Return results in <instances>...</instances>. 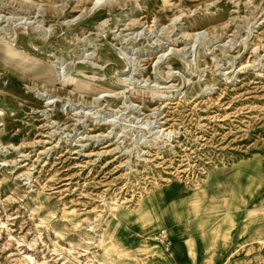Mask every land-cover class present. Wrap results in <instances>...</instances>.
Wrapping results in <instances>:
<instances>
[{"label": "rangeland", "instance_id": "obj_1", "mask_svg": "<svg viewBox=\"0 0 264 264\" xmlns=\"http://www.w3.org/2000/svg\"><path fill=\"white\" fill-rule=\"evenodd\" d=\"M95 1L0 0V264H264V0Z\"/></svg>", "mask_w": 264, "mask_h": 264}, {"label": "crops", "instance_id": "obj_2", "mask_svg": "<svg viewBox=\"0 0 264 264\" xmlns=\"http://www.w3.org/2000/svg\"><path fill=\"white\" fill-rule=\"evenodd\" d=\"M238 194V193H237ZM244 198H245V196H243ZM240 207V206H239ZM236 209H238V208H236ZM251 232V231H250ZM255 233H258V230H256V232ZM203 234V233H202ZM236 238L237 239H242L243 238V236H242V234H239V235H237L236 236ZM246 241H248V243H249V245H250V243L252 244V237H251V233H250V238L248 239V240H246ZM257 241V240H256ZM195 243H197V244H199V248L200 249H206V248H213L214 246H210V245H206V241H205V239L200 235V236H198L197 237V239H196V241H195ZM254 243H255V241H254ZM241 244V243H240ZM240 244H238V247L240 246ZM250 254H252V252L250 253ZM249 254V255H250ZM191 264H195L194 262H191ZM199 264H204V263H202L201 262V260H200V263Z\"/></svg>", "mask_w": 264, "mask_h": 264}, {"label": "bare ground", "instance_id": "obj_3", "mask_svg": "<svg viewBox=\"0 0 264 264\" xmlns=\"http://www.w3.org/2000/svg\"><path fill=\"white\" fill-rule=\"evenodd\" d=\"M97 2H98V0L95 1V3H94V7L97 6ZM199 33H200V32H199ZM198 35H199V34H198ZM162 231H164V233L166 234V231H165V230L162 229ZM161 240H163V239H161Z\"/></svg>", "mask_w": 264, "mask_h": 264}, {"label": "built area", "instance_id": "obj_4", "mask_svg": "<svg viewBox=\"0 0 264 264\" xmlns=\"http://www.w3.org/2000/svg\"><path fill=\"white\" fill-rule=\"evenodd\" d=\"M161 235H162V236H165L166 234L164 233V231H161Z\"/></svg>", "mask_w": 264, "mask_h": 264}]
</instances>
